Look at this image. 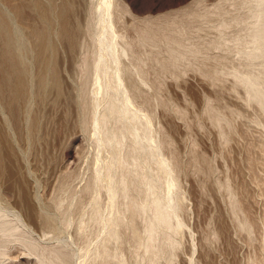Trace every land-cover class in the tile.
I'll return each instance as SVG.
<instances>
[{"label": "rangeland", "instance_id": "374dc122", "mask_svg": "<svg viewBox=\"0 0 264 264\" xmlns=\"http://www.w3.org/2000/svg\"><path fill=\"white\" fill-rule=\"evenodd\" d=\"M108 1L0 0V264H264V0Z\"/></svg>", "mask_w": 264, "mask_h": 264}, {"label": "bare ground", "instance_id": "6f19581e", "mask_svg": "<svg viewBox=\"0 0 264 264\" xmlns=\"http://www.w3.org/2000/svg\"><path fill=\"white\" fill-rule=\"evenodd\" d=\"M51 1V0H50ZM52 4V3H51ZM37 5H39V4H37ZM68 5H70L69 3H68ZM105 5H106V7H107V9H109L110 7H111V2L110 1H108L107 0V3H105ZM53 5H51V7H52ZM38 8V7H37ZM41 9V8H40ZM51 9V8H50ZM53 9V8H52ZM71 10V6H70V8H68L67 7V4L66 5H63V7L61 8V12H60V14H59V19H60V21L59 22H61V25L60 26H62L61 27V30H60V35H61V37H64V38H66V39H68L69 41H70V43L72 44V46L74 47L75 46V43H74V39H73V35H72V33H73V31H71L72 33H70V31H69V28H68V21L70 20V19H68V16L70 15V10ZM49 10H47V9H45V10H43V15H44V17L46 18V19H48V16H49V12H48ZM70 17V16H69ZM72 17V16H71ZM72 19V18H71ZM51 26V25H50ZM110 27H112V26H110ZM109 27V28H110ZM110 30V29H109ZM9 31V30H8ZM110 31H112L111 32V34L113 33V30H112V28H111V30ZM115 32V31H114ZM112 35H116V34H112ZM60 37V36H59ZM113 37V36H112ZM115 37V36H114ZM41 38L43 39H41V41L43 42V43H41V44H43L42 46H41V49H40V47L38 48V49H40V51H38L40 54H39V56H40V59H41V62L42 63H45V65H46V67H49L50 68V66H51V59H46L45 58V56H46V53L48 52V42H47V32H45V33H43L42 35H41ZM54 40V39H53ZM55 42V41H54ZM40 44V45H41ZM39 45V46H40ZM36 48V47H35ZM49 49H52V50H50V51H53L54 52V47L53 46H51L50 45V48ZM71 49V48H70ZM48 55V54H47ZM47 57H50V56H47ZM10 61V60H9ZM16 61V60H15ZM11 72L15 75V77H16V82L18 83V85L20 86L21 84H23V80H22V78H23V76H24V74H22L23 73V70H22V68H21V70L20 71H18L19 69H20V67H18V69H17V64L19 63H17V64H15V62H13V57H12V59H11ZM101 62H102V60H101ZM100 62V59H99V61H98V63L99 64H97L96 65V67L98 66V65H101L102 63ZM1 63V62H0ZM10 64V63H9ZM20 66V65H19ZM45 67V68H46ZM95 67V68H96ZM98 67H100V66H98ZM97 67V68H98ZM96 68V69H97ZM98 69H100V68H98ZM98 71V70H97ZM96 71V72H97ZM56 75V73L54 72V75H53V77H54V80H55V76ZM14 77V76H13ZM57 78V77H56ZM16 84V83H15ZM17 85V84H16ZM14 86V88H15V93H16V95L15 96H17L18 95V93H20V92H18V90L22 87V86H24V85H22L21 87H19V86ZM41 87V86H40ZM12 89H13V87H12ZM13 92V91H12ZM60 92V91H59ZM170 216V215H169ZM171 219V218H170ZM159 221L160 222H167L168 223V217L167 216H164V215H162V216H160V218H159ZM3 227V226H2ZM5 228V227H4ZM33 250H34V248H33ZM55 257V256H54ZM51 262V261H50ZM46 263V262H45ZM49 264V263H48ZM52 264V263H51Z\"/></svg>", "mask_w": 264, "mask_h": 264}]
</instances>
